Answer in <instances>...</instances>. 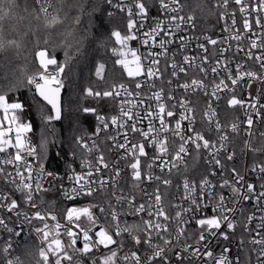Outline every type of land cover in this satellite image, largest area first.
<instances>
[{
    "label": "snow or ice",
    "instance_id": "obj_1",
    "mask_svg": "<svg viewBox=\"0 0 264 264\" xmlns=\"http://www.w3.org/2000/svg\"><path fill=\"white\" fill-rule=\"evenodd\" d=\"M197 10L216 15L228 35L204 33L196 45L203 54H184L201 40L186 35L197 29ZM96 13L108 18L101 31ZM233 42L241 62L228 56ZM28 44L31 69L17 63ZM209 45L219 52L210 55ZM81 60H88L81 94L92 103L77 111L94 125L89 132L78 121L62 139L55 127L62 90ZM109 60L119 76L109 77ZM237 109L244 119L227 122ZM258 123L264 0H0V231L7 236L0 264H29L14 255L25 227V239L38 241L27 253L34 264H264ZM241 127L247 138L238 156L230 136ZM65 143L73 163L48 170L50 150ZM174 176L178 198L169 191Z\"/></svg>",
    "mask_w": 264,
    "mask_h": 264
},
{
    "label": "trees",
    "instance_id": "obj_2",
    "mask_svg": "<svg viewBox=\"0 0 264 264\" xmlns=\"http://www.w3.org/2000/svg\"><path fill=\"white\" fill-rule=\"evenodd\" d=\"M190 3L194 4L195 0H190ZM195 14L197 15V18L202 22L207 21V19L211 16L207 15L206 13L202 14L199 12V10H197ZM94 20L97 25L94 31H101L108 26V18L106 14L96 13L94 16ZM32 26L34 27L35 25L33 24ZM19 27L21 30H26L29 25L27 21H24L19 24ZM102 54L103 53H98V55ZM91 58V53H89L88 60H90ZM58 59H63L62 51L58 52ZM88 60H81L79 63L73 62L70 65V71L68 73V78L66 79L63 96V99L65 101L64 116L60 122L55 123V127L60 130L62 139L66 138L69 135L71 129L77 124L78 121L83 125L85 129H88L89 132L92 130V126L94 125V118L91 116V114H82L77 111L79 107L92 103L91 98H85L81 94L82 87L88 83ZM17 63L20 65L27 64L29 69L32 68L31 44H28L26 49L21 52ZM108 70L109 77L112 76L113 71H115V74L117 76L120 75L119 68L117 67L114 69L111 60L108 61ZM31 119L37 126L40 125V119L35 109H33V111L31 112ZM37 131H39V127H37ZM36 140L38 142V136L36 137ZM57 152L60 153L59 156H57ZM69 155L70 149L68 147V144L65 143L62 149L59 147L51 149L49 152V159H47L45 163L50 168L62 170L63 168H65V164L69 159Z\"/></svg>",
    "mask_w": 264,
    "mask_h": 264
},
{
    "label": "built area",
    "instance_id": "obj_3",
    "mask_svg": "<svg viewBox=\"0 0 264 264\" xmlns=\"http://www.w3.org/2000/svg\"><path fill=\"white\" fill-rule=\"evenodd\" d=\"M205 1L207 2V0H205ZM229 10H231V9H229ZM237 19L239 21V16L237 17ZM222 28H223V22L221 21V22L217 23V16L216 15H211L210 18H208L207 21H205V22H202L201 20L198 19L197 29L194 32L186 33V35L187 36H200L201 40L198 41L196 39H193L188 44L187 53H184V54L202 55L203 53L197 49L196 45H197V43L204 42L202 39L203 34L207 33L208 35L212 36L213 38H217V39L222 38V37L228 35V33H225L222 31ZM178 43H179V41L177 40L176 43L171 46L173 51L176 50V45ZM243 46L245 48H247V41H244ZM219 47H220V45H218L215 49H213L212 46L209 45L208 46L209 54L211 55V53L213 51L218 53ZM228 56L234 57L235 62H241L243 60L244 54H243V52L236 53L235 42H233L231 51L228 53ZM180 58H181V56L178 55L177 60H180ZM197 62H199V61H197ZM251 63L252 62H249L250 66H251ZM162 66H163V62H162ZM255 70H258V66H256ZM195 72H196V70H194V69L190 70V75L195 74ZM166 79H167V76H165V80ZM183 80H184V77L181 76L180 82H183ZM209 80H211V76L209 77ZM157 84L159 86V82H157ZM244 87H246V85H242L241 88L238 89V91L242 92ZM256 87H257V85H253V89H252L253 92H255ZM182 94H183L182 91L177 93L178 96L182 95ZM220 107H221V116H220L221 121L226 122L224 119V112H225L224 101L220 102ZM228 116H229V120L227 122H230L234 118H239L241 121L244 119V114H243L242 109H237L234 112H230L228 114ZM198 119H199V117H198ZM262 131H264V123H258L254 128V132L256 133L257 137L259 135V132H262ZM246 138L247 137L244 135V127H241L239 135L234 136V137L230 136V139H232L238 145V156H239V147H242V139H246ZM73 159L74 158L70 153L69 159L67 160V163H69V164L73 163ZM79 159H80V150L78 149L77 150V156L75 158V164H74V166L77 167V169L79 168ZM187 162L189 163V165H191V163H192L191 156L187 159ZM239 163L241 165H243L245 163V161L239 160ZM46 167L48 170H54L53 168H50L47 165H46ZM63 170H64V168L62 170H59V171L62 172ZM173 179H174V184H173V187L169 191H171L172 194L178 198L181 195V193L177 192L175 189V183H176L175 176L173 177ZM149 191H151V188H149ZM136 192H137V195H140L139 190H136ZM52 198H54V197H51V196L46 197V199H52ZM45 206H47V205H45ZM57 211H58V209H57ZM238 235H239V233H238ZM28 236H29V229L27 227H25L22 236L20 238H18L19 242H20V249L16 253H14V255H21L22 259L29 260V264H34V261L30 260V258L27 256V253L30 251L34 252L36 250V245L38 244V241L35 239L34 234H32V236L30 238L25 239V237H28ZM5 239H7V236L2 231H0V243H2V241ZM236 250H237V245L234 243L232 245V252L235 253Z\"/></svg>",
    "mask_w": 264,
    "mask_h": 264
},
{
    "label": "water",
    "instance_id": "obj_4",
    "mask_svg": "<svg viewBox=\"0 0 264 264\" xmlns=\"http://www.w3.org/2000/svg\"><path fill=\"white\" fill-rule=\"evenodd\" d=\"M64 96V89L62 90V97ZM60 122V121H59ZM55 123H57V122H55Z\"/></svg>",
    "mask_w": 264,
    "mask_h": 264
}]
</instances>
